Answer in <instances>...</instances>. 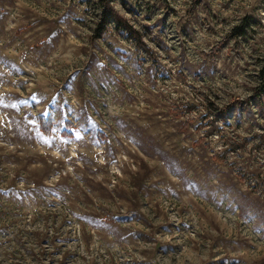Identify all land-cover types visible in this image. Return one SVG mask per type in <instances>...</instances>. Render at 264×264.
I'll list each match as a JSON object with an SVG mask.
<instances>
[{
  "label": "rangeland",
  "instance_id": "rangeland-1",
  "mask_svg": "<svg viewBox=\"0 0 264 264\" xmlns=\"http://www.w3.org/2000/svg\"><path fill=\"white\" fill-rule=\"evenodd\" d=\"M98 2L0 0V264H264V0Z\"/></svg>",
  "mask_w": 264,
  "mask_h": 264
},
{
  "label": "trees",
  "instance_id": "trees-1",
  "mask_svg": "<svg viewBox=\"0 0 264 264\" xmlns=\"http://www.w3.org/2000/svg\"><path fill=\"white\" fill-rule=\"evenodd\" d=\"M98 3L100 5V20L97 23L96 31L99 35L106 30V27L109 24H113L115 26L123 25L124 30L128 31L129 33L136 34V31L134 30V28L130 24H128L125 19L123 20L118 15L116 10L112 6L110 0H99ZM182 22L183 21L179 23H182ZM35 119L38 122L40 129H42L45 132H47V130L52 125V119L49 115L45 117L43 115H36ZM214 130H216V124L213 123L212 126L206 130V132L209 134V133H212ZM243 145H244L243 142H233L229 144L228 149L237 150Z\"/></svg>",
  "mask_w": 264,
  "mask_h": 264
}]
</instances>
